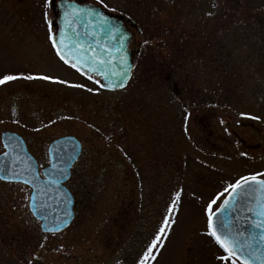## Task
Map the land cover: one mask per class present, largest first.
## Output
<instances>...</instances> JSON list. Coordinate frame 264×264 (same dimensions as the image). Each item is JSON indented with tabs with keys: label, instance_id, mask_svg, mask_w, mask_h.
Segmentation results:
<instances>
[{
	"label": "rangeland",
	"instance_id": "obj_1",
	"mask_svg": "<svg viewBox=\"0 0 264 264\" xmlns=\"http://www.w3.org/2000/svg\"><path fill=\"white\" fill-rule=\"evenodd\" d=\"M105 3L109 11L126 8L142 30L134 35L135 69L127 87L93 94L23 79L0 87V131L23 133L39 155L58 136L72 134L83 144L68 182L77 214L62 232L41 230L25 207L21 187L28 186L0 180V264H27L33 255V264H135L179 186L181 213L157 264H218L219 248L201 234L203 206L225 181L264 171V63L254 59L244 35L224 32L229 18L218 13L224 0ZM44 11V0H0V73H43L96 87L56 58ZM238 18L251 23L254 16ZM229 22L234 29L236 21ZM184 109L192 113L186 125ZM49 120L56 123L33 131Z\"/></svg>",
	"mask_w": 264,
	"mask_h": 264
},
{
	"label": "snow or ice",
	"instance_id": "obj_2",
	"mask_svg": "<svg viewBox=\"0 0 264 264\" xmlns=\"http://www.w3.org/2000/svg\"><path fill=\"white\" fill-rule=\"evenodd\" d=\"M99 4L102 8L108 9L105 0H99ZM50 7H58L62 10L58 32L54 30L55 22L48 18ZM44 9L48 42L56 57L96 87L89 88L83 83H71L54 75L23 72L0 73V87L22 79L48 81L93 94H100L101 90L115 91L126 87L132 75L131 69L134 67L129 64L124 49L126 33L111 24L110 18L98 9L78 7L69 0L60 4H57V0H44ZM111 11L114 12L116 9L113 8ZM205 15L212 17L215 13L207 12ZM109 41H117V45L110 46ZM144 43L148 44L149 41L145 40ZM117 60L119 68L115 63ZM191 115L188 109H184L185 125ZM240 115L246 114L241 113ZM73 118L79 119V117L57 116V120ZM251 118L260 119L259 116ZM14 122L19 123V121ZM55 123L56 120H49L48 125L41 123L40 127L33 131L39 132L41 128ZM221 123L224 121L221 120ZM87 126L103 135L100 128L95 125ZM185 131H187L186 126ZM4 139L3 148L5 150L0 152V180L28 186L27 188L21 187V191L25 193L23 197L27 201L25 207L31 211L33 216H38L40 220L48 219L40 211V207L44 205L38 207V200L49 196L53 186L66 205L72 203L71 197L62 191L61 186L64 181L70 179L72 165L79 159L80 152H76L67 160L55 156L50 159L51 172L48 173L47 180L50 187L44 188L38 183L41 179L40 174L31 167L30 160L21 155L20 139L15 136H6ZM104 139L110 146L111 137L105 136ZM118 151L126 160H131L127 152L119 146ZM241 155L245 154L241 153ZM183 193V186H179L170 196L159 226L137 256L135 264H157L158 256L177 225L183 203ZM193 197L195 198V194ZM203 214L205 230L201 234L210 238L219 248L220 254L216 256L218 264H264V171L225 181L221 190L204 203ZM72 216L71 209L66 208L63 217L57 216L50 227L47 224H41V227L50 234L62 232L71 223ZM43 247L41 244L40 249ZM62 248L61 245V250ZM37 258L33 255L27 259V264H33ZM116 264H123V260L118 259Z\"/></svg>",
	"mask_w": 264,
	"mask_h": 264
},
{
	"label": "water",
	"instance_id": "obj_3",
	"mask_svg": "<svg viewBox=\"0 0 264 264\" xmlns=\"http://www.w3.org/2000/svg\"><path fill=\"white\" fill-rule=\"evenodd\" d=\"M63 2H65V0H60L58 2V4L63 3ZM69 2L75 3L78 7H82L85 9H98L104 15H107L110 18L111 24L117 26L121 30V32L126 33L127 39L124 42V49H125V52L128 56L129 64L134 65L133 54H132V51L130 48L132 33L123 25V22L120 19L116 18L113 15L106 13L101 7L96 6L94 4H91V3L84 5V4H79L76 1H69ZM61 19H62V10L60 9V15L58 18V24L59 25L61 23ZM131 23L135 24L134 21H131ZM58 30H59V28H58ZM58 30H57V32H58ZM80 30L82 31L83 29H80ZM109 45L114 47L117 45V41H109ZM115 63L117 65V68H119L120 67L119 61L117 60ZM133 69H134V67L131 69L132 73H133ZM131 77H132V75H131ZM130 80H131V78L129 79V81ZM129 81H128V83H129ZM128 83H127V85H128ZM117 90H120V89H117ZM6 136H15V137H18L20 139V141H21V143H20L21 155L24 158L30 160L31 167L33 169H36V171L40 174L38 163L35 160V158L31 155V153H29V151L27 150V147L25 145L23 138L20 135H18L17 133L6 131L2 134L3 143L5 142L4 138ZM73 145H76V147H73ZM80 146H82L81 141L73 135H68V136L58 138V139L54 140L49 146L50 159H53V157L55 156V157H63L64 159L67 160L70 156L74 155L76 152H80V154H81L82 148ZM53 162H57V161L53 160ZM73 165H72V167H73ZM50 172H51L50 165L42 169V175L40 174L41 179L38 180V183L40 184L41 187H44V188L50 187L47 184L48 173H50ZM70 176H71V174H70ZM67 181L68 180L63 182L61 189L64 193H66L67 195H69L71 197L72 203L70 205H66L63 202V200L58 196L56 188L53 186L49 196L41 197L40 200H38V207H40V205H44L43 207H40V211L43 213V215L47 216V218H48L47 220H40V218L38 216H34L37 220L40 221V226H41V224H47L50 227L52 225V223L55 221V218L57 216L63 217L64 210L66 208H70L71 211L73 212V216L71 218V223L73 222V220L75 218V211H74L75 199H74L72 192L70 191V189L66 185ZM71 223L69 225H71ZM41 229H42V231L46 232L42 227H41Z\"/></svg>",
	"mask_w": 264,
	"mask_h": 264
},
{
	"label": "trees",
	"instance_id": "obj_4",
	"mask_svg": "<svg viewBox=\"0 0 264 264\" xmlns=\"http://www.w3.org/2000/svg\"><path fill=\"white\" fill-rule=\"evenodd\" d=\"M261 1L262 0L249 1V5H246L248 6V8L246 9L244 8L243 0H224L223 6L218 13L222 15L223 20L225 18H229V20H233V22L236 21V26L234 27V29H228L230 25L229 20L224 21V32H226L227 30L228 32H231L235 31L236 29L239 35H244V41L250 48L252 56L256 57L254 59L257 60V62L262 60L264 63V0L262 1V4L260 3ZM155 4H157V7L160 5L158 3ZM127 6H130L128 8V12L134 11L131 4L128 3L127 5H125V7ZM248 14L254 16V19L251 23H243L238 20V17ZM224 43L227 42L224 41ZM166 52L171 54L170 56L174 60L176 55L173 56L172 53L175 52H173L172 50H168ZM223 53L224 57L227 58L228 51L226 47L223 48ZM209 98H212V96H210Z\"/></svg>",
	"mask_w": 264,
	"mask_h": 264
},
{
	"label": "flooded vegetation",
	"instance_id": "obj_5",
	"mask_svg": "<svg viewBox=\"0 0 264 264\" xmlns=\"http://www.w3.org/2000/svg\"><path fill=\"white\" fill-rule=\"evenodd\" d=\"M60 0H57V4ZM69 1H76L80 4H87V3H90L86 0H69ZM92 3H95L98 5L97 2H92ZM107 11V13H111L113 15H115L116 17H118L122 22H123V25L128 28L129 30L132 31L133 33V36L137 33V30H136V26L135 24H132L131 21H130V17L125 14L126 13V9H122L123 11H120V12H112V11H109L108 9H105ZM51 11H52V18L51 20H53L55 22L54 24V30L57 31L58 27H59V24H58V18H59V15H60V8L58 7H51ZM133 44V42H132ZM131 44V47H133ZM137 45H140V43H138ZM134 48V47H133ZM139 48V47H138ZM53 51V50H52ZM54 53V51H53ZM55 54V53H54ZM57 58V57H56ZM58 59V58H57ZM61 62V61H60ZM62 63V62H61ZM63 64V63H62ZM26 65V63H25ZM67 67L68 70H71V71H74V73L76 72L75 70L71 69L70 67H68L67 65H64ZM29 93V92H28ZM28 96V94H27ZM29 99H33V98H29ZM16 107H14L13 109H15ZM5 131H11V132H15V133H18L22 138L23 140L25 141V144L28 148V150L34 155V157L36 158L38 164L40 167H44V166H47L49 164V155H48V147L51 143V141H53L54 139L58 138V137H61V136H58L52 140L49 141V143H46V144H43L44 147H46V149L44 150V154L43 155H39V154H36L33 152V149L31 147V142L30 140L27 138V136H25L23 133L17 131V130H14V129H3L0 131V147H1V152L4 151L5 149L3 148V141H2V134L3 132ZM63 136V135H62ZM80 160V159H79ZM78 160V161H79ZM77 161V162H78Z\"/></svg>",
	"mask_w": 264,
	"mask_h": 264
}]
</instances>
